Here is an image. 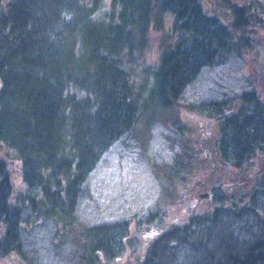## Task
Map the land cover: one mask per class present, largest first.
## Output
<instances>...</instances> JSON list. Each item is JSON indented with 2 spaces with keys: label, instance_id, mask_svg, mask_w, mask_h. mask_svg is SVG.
<instances>
[{
  "label": "trees",
  "instance_id": "trees-1",
  "mask_svg": "<svg viewBox=\"0 0 264 264\" xmlns=\"http://www.w3.org/2000/svg\"><path fill=\"white\" fill-rule=\"evenodd\" d=\"M259 29L264 0H0V262L43 264L47 239L63 264L127 253L128 220L76 222L93 171L203 70L245 59ZM262 89L199 102L215 143L204 150L182 145L187 124H171L181 152L168 173L194 178L212 146L236 173L210 188V209L150 238L136 264H264Z\"/></svg>",
  "mask_w": 264,
  "mask_h": 264
},
{
  "label": "rangeland",
  "instance_id": "rangeland-1",
  "mask_svg": "<svg viewBox=\"0 0 264 264\" xmlns=\"http://www.w3.org/2000/svg\"><path fill=\"white\" fill-rule=\"evenodd\" d=\"M256 40L255 50L245 59L203 70L175 108L161 113L159 121L149 129L145 124L136 126L102 157L91 175L92 199L84 201L76 222L85 225L128 220L132 237L131 240L125 238V245L129 247L127 253L113 261L103 259L102 264H136L137 258L150 244V238L171 225L183 223L193 211L203 212L212 207L211 199L199 197L200 193H210L213 185H230V178L236 171L220 169L213 146L209 164L207 161L205 166L198 165L194 171L198 174L194 178L191 174L185 178L175 171L167 172L168 165H173L175 159L179 160L176 154L181 152L171 124H187L182 145L192 143L196 149L204 150L207 145L215 144L213 126L201 118L196 107L200 101L207 102L225 94H240L251 86H255L260 94L263 92L264 29L257 31ZM192 104H195L194 108ZM260 166H264V158L261 157L257 167ZM248 175L243 173L239 179ZM14 183L17 184L16 178ZM76 232L77 226H74L72 231L67 228L64 234L65 237H74ZM144 236L149 240L143 242ZM47 240L39 247L44 251L43 264H63L57 260L53 246ZM138 246L141 249L133 252ZM5 264L25 263L14 258L6 260Z\"/></svg>",
  "mask_w": 264,
  "mask_h": 264
},
{
  "label": "water",
  "instance_id": "water-1",
  "mask_svg": "<svg viewBox=\"0 0 264 264\" xmlns=\"http://www.w3.org/2000/svg\"><path fill=\"white\" fill-rule=\"evenodd\" d=\"M199 197L204 198V197H209V193L208 192H203L199 194Z\"/></svg>",
  "mask_w": 264,
  "mask_h": 264
},
{
  "label": "flooded vegetation",
  "instance_id": "flooded-vegetation-1",
  "mask_svg": "<svg viewBox=\"0 0 264 264\" xmlns=\"http://www.w3.org/2000/svg\"><path fill=\"white\" fill-rule=\"evenodd\" d=\"M209 156H210V154H209ZM220 165V164H219ZM221 166V165H220ZM218 168H219V166H218ZM220 169H222V166H221V168Z\"/></svg>",
  "mask_w": 264,
  "mask_h": 264
}]
</instances>
